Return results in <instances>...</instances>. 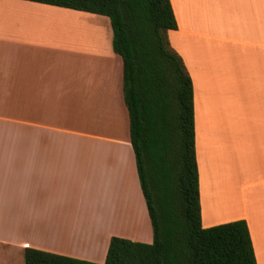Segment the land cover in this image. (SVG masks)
Returning <instances> with one entry per match:
<instances>
[{
	"label": "crops",
	"instance_id": "0c3cea01",
	"mask_svg": "<svg viewBox=\"0 0 264 264\" xmlns=\"http://www.w3.org/2000/svg\"><path fill=\"white\" fill-rule=\"evenodd\" d=\"M190 73L203 227L244 219L264 264V0H170ZM43 14V15H42ZM107 16L0 0V264L103 263L151 243Z\"/></svg>",
	"mask_w": 264,
	"mask_h": 264
},
{
	"label": "trees",
	"instance_id": "16d2710c",
	"mask_svg": "<svg viewBox=\"0 0 264 264\" xmlns=\"http://www.w3.org/2000/svg\"><path fill=\"white\" fill-rule=\"evenodd\" d=\"M30 1L109 18L153 241L112 236L103 263L28 247L25 264H257L244 219L201 223L192 80L169 41L177 28L170 0Z\"/></svg>",
	"mask_w": 264,
	"mask_h": 264
},
{
	"label": "bare ground",
	"instance_id": "6f19581e",
	"mask_svg": "<svg viewBox=\"0 0 264 264\" xmlns=\"http://www.w3.org/2000/svg\"><path fill=\"white\" fill-rule=\"evenodd\" d=\"M43 15V14H42Z\"/></svg>",
	"mask_w": 264,
	"mask_h": 264
}]
</instances>
